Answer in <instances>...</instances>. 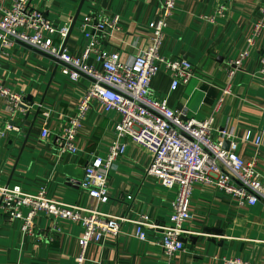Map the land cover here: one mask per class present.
I'll use <instances>...</instances> for the list:
<instances>
[{"label":"crops","instance_id":"crops-1","mask_svg":"<svg viewBox=\"0 0 264 264\" xmlns=\"http://www.w3.org/2000/svg\"><path fill=\"white\" fill-rule=\"evenodd\" d=\"M14 1L0 0V12ZM161 1L85 0L65 47L71 54L81 55L84 17L118 15L120 30L112 37L96 33L98 47L119 52L123 61H130L151 43L148 24L158 17ZM30 2L55 26L70 28L82 0ZM262 5L263 0H179L164 31L161 52L168 60H188L194 77L172 91L171 72L162 68L152 78L151 87L157 95L168 97L171 107L184 106L189 118L213 117V139L231 132L239 142L238 154L245 159L255 151L244 143L247 133L261 136L258 168L264 174V84L253 77L264 58V29L254 37L255 26L262 20ZM248 37L255 39L251 56L244 70L231 78L229 63L246 48ZM5 53L0 58V82L23 100L11 111L0 96V186L19 182L30 192L45 188L49 197L67 204L93 205L80 187L84 168L91 156L108 153L118 115L93 101L78 134L79 153L60 154L55 136L42 139V129L63 132L78 113L91 80L82 76L74 82L53 57L20 42ZM126 144V153L108 172L111 200L100 205L101 212L129 219L143 214L155 222L168 221L176 190L165 189L146 174L151 158L146 150L130 140ZM190 202L192 219L186 227L194 234L184 238V250L174 257L165 254L155 232L147 229V239L141 241L137 228L126 222L118 235L91 243L82 264H228L230 259L264 264V203L240 208L228 196L201 185L194 188ZM58 224L59 228L38 217L35 234H26L22 222L11 221L0 208V264H79L82 226Z\"/></svg>","mask_w":264,"mask_h":264},{"label":"built area","instance_id":"built-area-1","mask_svg":"<svg viewBox=\"0 0 264 264\" xmlns=\"http://www.w3.org/2000/svg\"><path fill=\"white\" fill-rule=\"evenodd\" d=\"M178 1H161L158 17L148 24L151 43L126 62L119 52L99 48L100 38L96 36L97 33L112 37L119 31L121 19L118 15L84 17L81 30L85 45L81 55L76 56L66 47L63 49L69 26H55L30 0H15L10 8L0 12V58L6 54L7 48L20 42L59 59L63 74L74 82L82 76L91 80L78 113L69 120L68 127L60 134H52L44 127L42 139L53 135L60 154L76 155L79 153L78 134L93 101H98L106 112L118 115L108 153L104 157L91 156L84 168L80 187L93 200V205L67 204L49 197L45 188L38 194H30L18 183L0 186L3 215L11 221L22 222L26 234H35L40 213L55 222L57 228L63 221L80 224L83 232L78 241L81 252L79 264L84 262V253L91 243L102 242L109 234L118 235L121 225L126 222L137 228L141 241L147 239V229L155 232L165 254L174 257L184 250L183 239L194 234L186 226L192 219L190 201L193 190L199 185L228 196L240 208L264 203V174L258 168L262 137L247 133L244 143L253 146L255 151L250 159H245L237 153L239 142L232 138L231 132H224L220 140L213 139V117L204 120L189 118L184 106L171 107L168 97L157 95L151 87L152 78L162 68L171 72L172 91L194 77V67L188 60H168L161 52L164 31ZM260 14L262 20L255 26L254 37L264 29V0ZM207 19L214 20L213 17ZM254 37L247 38L246 48L229 63L231 78L244 70V63L255 45ZM91 58L93 61L90 63ZM253 77L264 84V58L259 60L258 71ZM0 96L11 111H15L23 100L21 94L13 92L3 82H0ZM126 140L150 154L146 174L165 189L176 190L168 221L155 222L143 214L129 219L101 212L100 205L111 200L108 172L112 164L126 153ZM226 143L229 144L227 149ZM127 199L132 200V196H127ZM227 263L263 264L243 259H230Z\"/></svg>","mask_w":264,"mask_h":264},{"label":"water","instance_id":"water-1","mask_svg":"<svg viewBox=\"0 0 264 264\" xmlns=\"http://www.w3.org/2000/svg\"><path fill=\"white\" fill-rule=\"evenodd\" d=\"M84 3H85V0H82V2H81V4H80V7H79V9H78V12L76 13L75 17H74L73 20H72V23H71V26H70V28H69V32H68L67 38H66V40H65V42H64V45H63V49L65 48V46H66V44H67V42H68L69 36L71 35V33H72V31H73V29H74V27H75V25H76V23H77V21H78V18H79V15H80V12H81V9H82ZM54 60H55L56 62H58V63L61 64V62L59 61V59L54 58ZM29 100H31V98H29ZM21 105H22V104H21ZM19 106H20V105H19ZM22 107H23V106H22ZM24 107H26V106H24ZM26 109H27V108H26ZM228 146H229V144L226 143V144H225V148L227 149ZM0 205H1V202H0ZM185 241H186V239H183V242H185Z\"/></svg>","mask_w":264,"mask_h":264},{"label":"rangeland","instance_id":"rangeland-1","mask_svg":"<svg viewBox=\"0 0 264 264\" xmlns=\"http://www.w3.org/2000/svg\"><path fill=\"white\" fill-rule=\"evenodd\" d=\"M177 5H178V4H177ZM176 9H177V7H176ZM79 24H80V23H79ZM81 36H82V39H83V41H84V36H83V34H82ZM9 87H10V86H9ZM237 153H239V151H238ZM15 183H19V182H12L10 185H14ZM19 184H20L21 187L24 189V191H26V192H28V193H30V194H38V192H30L29 190L25 189L21 183H19ZM63 201H64V200H63ZM1 211H2V210H1ZM2 214H3V212H2ZM39 217H44L46 220L50 221V219H48L43 213H40V214H39Z\"/></svg>","mask_w":264,"mask_h":264}]
</instances>
